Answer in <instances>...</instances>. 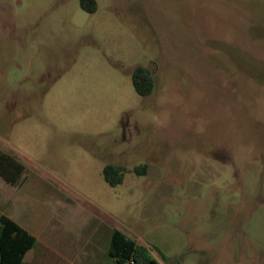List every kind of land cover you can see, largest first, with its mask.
Listing matches in <instances>:
<instances>
[{
  "label": "rangeland",
  "instance_id": "1",
  "mask_svg": "<svg viewBox=\"0 0 264 264\" xmlns=\"http://www.w3.org/2000/svg\"><path fill=\"white\" fill-rule=\"evenodd\" d=\"M94 1L0 0V151L26 167L0 214L62 264H110L114 229L160 264H264V0Z\"/></svg>",
  "mask_w": 264,
  "mask_h": 264
},
{
  "label": "trees",
  "instance_id": "2",
  "mask_svg": "<svg viewBox=\"0 0 264 264\" xmlns=\"http://www.w3.org/2000/svg\"><path fill=\"white\" fill-rule=\"evenodd\" d=\"M80 7L84 11L93 12L95 1L80 0ZM131 82L139 96H148L153 91V77L146 67H135ZM25 172L26 167L19 159L0 151V180L8 185L18 186L23 183ZM122 172V167L108 165L103 169V178L107 184L115 186L121 183ZM35 241V237L15 221L6 215H0V264H26L25 255ZM108 256L115 264H160L143 247L116 229L111 232Z\"/></svg>",
  "mask_w": 264,
  "mask_h": 264
},
{
  "label": "crops",
  "instance_id": "3",
  "mask_svg": "<svg viewBox=\"0 0 264 264\" xmlns=\"http://www.w3.org/2000/svg\"><path fill=\"white\" fill-rule=\"evenodd\" d=\"M0 215H5V214H0ZM7 216V215H6ZM22 227V226H21ZM23 228V227H22ZM25 229V228H24ZM27 232H29L31 235H33L35 237V244L33 245V247L31 248V250H29L26 255H25V262L26 264H38L39 260H45L46 262H49V261H53L52 264H62L63 262L61 261V253H59V251H53L55 256L54 257L53 255H51V253L49 254H46V251H47V244L46 242L42 241V240H38L37 238V235L36 234H33L31 230L29 229H25ZM112 232V231H111ZM110 236H111V233H110ZM110 236H109V239H108V246H109V240H110ZM78 245V244H77ZM74 248H76V246ZM79 247V246H78ZM82 249V246L80 247ZM79 249V248H78ZM77 250V252H79ZM33 250V255L28 257L27 258V255L29 254V252H31ZM106 256H107V259L108 261L110 262V264H115V262L108 256V248H107V252H106ZM40 258L38 261H37V258ZM71 261H69L70 263L69 264H74L72 261L73 259H70ZM66 264H68V262H66ZM85 264H100L99 262H93L91 260H85Z\"/></svg>",
  "mask_w": 264,
  "mask_h": 264
}]
</instances>
